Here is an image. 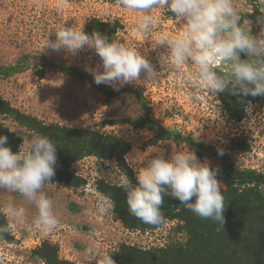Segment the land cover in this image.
I'll return each mask as SVG.
<instances>
[{"label": "rangeland", "instance_id": "rangeland-1", "mask_svg": "<svg viewBox=\"0 0 264 264\" xmlns=\"http://www.w3.org/2000/svg\"><path fill=\"white\" fill-rule=\"evenodd\" d=\"M233 2L240 10L242 21H252V33H258L260 26L256 23V17L261 14V9L247 0ZM151 14L156 20L155 33L176 34L180 31L173 23L172 14L166 9L156 8ZM138 15L141 13L122 8L119 2L110 3L108 0H0V67L12 65L26 56L42 57L55 65L69 66L94 81L92 72L100 64V58L94 50L85 47L76 55L51 49L40 51L48 29L63 22L65 26L84 24L85 27L92 19L117 21L122 29L116 38L126 45L136 46L142 42V36L133 31ZM49 38L55 39L54 34ZM141 51L146 52V58L159 70L158 55L164 49L152 50L149 43L145 42ZM185 71L187 69L180 70ZM182 79L179 73H168L158 82L99 86L106 90H138L149 105L152 117L167 130H177L196 142L222 150L237 170L264 173V107L252 104L251 115L245 112L241 122H233L224 112L219 94L214 98L196 92L198 99L193 102L188 98V89L183 86ZM0 97L20 113L36 118L47 126L87 128L98 126L104 121H136L142 117L133 96L123 95L105 103L102 95L74 76L56 71L45 72L42 79L37 78L34 69L0 79ZM138 111L140 114L133 118ZM0 122L18 136L22 143L20 136L28 131L19 128L8 118H0ZM103 131L130 145L131 150L125 160L134 177L133 168L140 157L154 150L163 151L167 156L186 149L171 141L148 146L153 138L152 133L128 125L105 127ZM236 140L246 144L247 149L229 152L230 143ZM204 159L207 158L200 160ZM207 160L211 167L217 168L211 160ZM72 165L69 173L83 179L85 184L70 190L57 184L45 186L47 195L55 203V213L59 220L57 227L47 234L34 226L32 221L35 210L31 205L25 204L19 194L0 190V205L14 200L28 209L25 221L19 225L13 224L4 215L14 241L12 245L0 241V264H41L31 257V252L43 242L57 246L60 259L83 264L84 251L90 245L98 247L103 254L112 252L121 244L147 250L164 248L172 242L184 240V236L175 231L178 226L175 221H167L158 230L141 234L125 230L115 221L112 211L107 215H99L97 202L105 197L97 189L96 193H85L82 188L88 184L93 188L99 180L116 186L121 175L114 162L86 157ZM262 191L264 195V188Z\"/></svg>", "mask_w": 264, "mask_h": 264}, {"label": "clouds", "instance_id": "clouds-1", "mask_svg": "<svg viewBox=\"0 0 264 264\" xmlns=\"http://www.w3.org/2000/svg\"><path fill=\"white\" fill-rule=\"evenodd\" d=\"M261 9L256 17L259 32L252 33V21H242L233 0H119L122 8L141 13L133 31L142 36L136 46L126 45L121 39L93 31H84V24L65 26V22L48 29L40 51L51 49L76 55L85 47L100 58L98 69L92 72L94 82L108 86L131 82H158L168 73L182 75L188 98L197 101L196 92L216 98L228 91L238 100L243 97L264 96V0H255ZM166 9L180 31L176 34L155 33L153 9ZM179 25V27H177ZM54 34L55 39L49 37ZM145 42L152 50L162 48L158 55L159 70L141 51ZM246 58L242 59L241 55ZM181 69H187L180 72ZM195 91H194V90ZM245 112L251 115L248 102ZM139 111L133 115L135 118ZM17 151L8 146V137L0 135V190L16 193L34 208L33 224L44 234L58 223L55 203L45 186L52 184L57 163L56 145L50 138L30 131L20 136ZM218 154L223 151L218 149ZM134 167L137 184L133 185L124 173L117 187L125 193L128 212L145 224L163 223L161 211L164 197L178 200L195 216L223 225L225 198L222 183L217 179L219 169L200 160L189 148L169 155L154 150L140 157ZM97 213L107 215L113 203L102 198L97 202ZM0 214L13 224H22L28 209L14 200L0 205ZM9 226H0V236ZM116 264L110 253H101L95 245L87 247L83 264Z\"/></svg>", "mask_w": 264, "mask_h": 264}, {"label": "trees", "instance_id": "trees-1", "mask_svg": "<svg viewBox=\"0 0 264 264\" xmlns=\"http://www.w3.org/2000/svg\"><path fill=\"white\" fill-rule=\"evenodd\" d=\"M117 3L119 0H108ZM256 4L255 0H247ZM257 6V5H256ZM258 7H256L257 12ZM122 29L119 22H103L97 19L89 21L84 31L89 35L99 32L109 39L116 38ZM242 59L246 58L241 56ZM34 69L38 79L45 72L56 71L74 76L91 89L104 97L105 103L123 96L131 95L142 112V117L136 121L115 120L104 121L98 126L87 128H70L59 125H45L36 118L25 115L12 108L0 97V118H8L19 128L28 132L35 131L50 138L56 145L57 163L52 184L66 189H77L85 182L69 173L70 166L86 157L98 161L114 162L120 175L128 176L133 185L138 182L132 170L126 163V156L131 148L128 143L114 135L107 134L105 127L128 125L134 129L148 130L153 138L148 146H154L162 141H171L194 150L197 157L211 160L219 169L217 179L224 189L225 198L224 223L220 225L210 220L201 219L188 211L178 200L164 197L162 206L163 223L159 226L148 225L131 215L127 210L124 191L102 180L96 182L98 192L109 199L114 208V219L130 232H154L167 221H175L178 226L176 233L184 236L182 242H172L164 248L141 249L135 246L121 244L110 252L116 264H264V173L254 170H237L229 161L227 154H218V149L210 145L194 141L190 136H183L177 130H167L151 114V109L142 94L132 88L106 90L97 85L89 76L63 64L55 65L42 57H22L14 64L0 67V79L9 78ZM238 100L228 91L219 93V101L224 112L233 122L243 120L245 106L248 102L264 107V96L243 97ZM0 135L8 137V146L17 151L20 139L10 132L0 122ZM247 149L246 144L238 140L229 145V152L234 153ZM7 225L5 217L0 214V226ZM0 241L13 244L10 232L0 236ZM31 257L41 264H74L60 259L58 247L43 242L31 252Z\"/></svg>", "mask_w": 264, "mask_h": 264}, {"label": "built area", "instance_id": "built-area-1", "mask_svg": "<svg viewBox=\"0 0 264 264\" xmlns=\"http://www.w3.org/2000/svg\"><path fill=\"white\" fill-rule=\"evenodd\" d=\"M78 164V163H77ZM72 166H74V165H72ZM79 177H82V176H80V175H78ZM93 185V184H92ZM91 187V185L90 184H88L85 188H82V190L86 193L87 191H90V192H94V193H96V189L97 188H95L96 186H94L93 188H90Z\"/></svg>", "mask_w": 264, "mask_h": 264}]
</instances>
